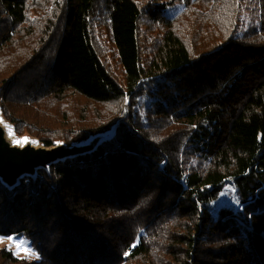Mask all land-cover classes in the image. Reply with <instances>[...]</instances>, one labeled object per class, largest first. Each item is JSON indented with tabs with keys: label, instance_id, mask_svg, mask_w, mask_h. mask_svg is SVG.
Segmentation results:
<instances>
[{
	"label": "trees",
	"instance_id": "1",
	"mask_svg": "<svg viewBox=\"0 0 264 264\" xmlns=\"http://www.w3.org/2000/svg\"><path fill=\"white\" fill-rule=\"evenodd\" d=\"M0 93L17 137L19 105L52 120L46 148L111 134L0 181L32 264H264V0H0ZM228 182L242 211L214 216Z\"/></svg>",
	"mask_w": 264,
	"mask_h": 264
},
{
	"label": "water",
	"instance_id": "2",
	"mask_svg": "<svg viewBox=\"0 0 264 264\" xmlns=\"http://www.w3.org/2000/svg\"><path fill=\"white\" fill-rule=\"evenodd\" d=\"M111 134H98L87 143L52 148L36 145L32 139L23 145L0 118V181L9 188L17 186L25 177L35 178L39 171L49 170L57 162L93 150Z\"/></svg>",
	"mask_w": 264,
	"mask_h": 264
},
{
	"label": "rangeland",
	"instance_id": "3",
	"mask_svg": "<svg viewBox=\"0 0 264 264\" xmlns=\"http://www.w3.org/2000/svg\"><path fill=\"white\" fill-rule=\"evenodd\" d=\"M182 10V6H176L174 8V10L171 13H175V12H181ZM244 11L242 13L241 16V29H246L247 26H245L244 22L245 21H249L250 20V16L244 15ZM188 17H185L184 19H187ZM244 21V22H243ZM209 22H205L204 26L206 27V25ZM143 27H141V29L145 32L146 31V27H148V20L146 22H142ZM200 40L206 44V37L205 35H202L200 37ZM199 45V43H198ZM30 73H26L23 77H22V81H25L27 79V77L29 76ZM19 91L22 90H18L16 92V94L14 95V98L16 100L20 101H24V97L26 95H28V93H19ZM3 94L0 93V106H2L3 104H5L4 98H2ZM20 97V98H19ZM13 98V100H8L6 101L10 103H16L15 99ZM34 108L30 107V106H25L24 105H19L16 112H20V111H24L25 110V115H27V118L29 120L30 123L34 124V126L38 127V130H33L32 128H28L27 126H23L20 127V132L21 135L19 137H17L16 135H14V133L11 130L10 125L7 122V119L0 114V118L4 121V123L9 127L12 135L18 140V141H24V139L28 138V139H32L34 140L36 145L42 146L41 144H39L36 140L35 137L39 136V137H43L45 135V132H42V130L45 127H50L51 129H53L54 127L52 125H49L50 123H52V120H50L49 117H42L40 113H36L34 112L35 110H33ZM28 110H33V112H28ZM91 111V109H89ZM116 129V128H115ZM29 132L31 135H28ZM56 131H54L55 133ZM89 140L79 143V144H74V145H80V144H84L87 143ZM22 145L24 143H21ZM37 177V176H36ZM35 177V178H36ZM32 178V177H30ZM32 178V179H35ZM221 208H231L234 210H241L242 211V207L239 205V202L237 200V197L235 195V189L232 185L231 182H228V184L224 187V190L222 191V193L220 194L218 200H216L215 202H213L210 205V210L212 212V214L214 216L217 215V212L221 209ZM11 238V239H10ZM18 244H23V247L28 249V252L26 253L24 250H18L17 245ZM5 249L8 250L10 252H12L18 259L24 261L26 264H32L34 262H39L41 257L39 255V253L37 252V250L33 247L31 241L29 238L26 237H20V236H1L0 237V250Z\"/></svg>",
	"mask_w": 264,
	"mask_h": 264
},
{
	"label": "snow or ice",
	"instance_id": "4",
	"mask_svg": "<svg viewBox=\"0 0 264 264\" xmlns=\"http://www.w3.org/2000/svg\"><path fill=\"white\" fill-rule=\"evenodd\" d=\"M28 141H15V143L20 144V143H27ZM11 239V238H10ZM18 250H24L26 253L28 252V249L23 247V244H18L17 245Z\"/></svg>",
	"mask_w": 264,
	"mask_h": 264
}]
</instances>
